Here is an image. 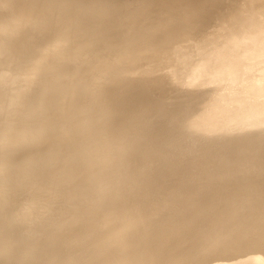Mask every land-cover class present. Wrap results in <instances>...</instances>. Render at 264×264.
Segmentation results:
<instances>
[{
    "label": "bare ground",
    "instance_id": "obj_1",
    "mask_svg": "<svg viewBox=\"0 0 264 264\" xmlns=\"http://www.w3.org/2000/svg\"><path fill=\"white\" fill-rule=\"evenodd\" d=\"M0 264H264V0H0Z\"/></svg>",
    "mask_w": 264,
    "mask_h": 264
}]
</instances>
